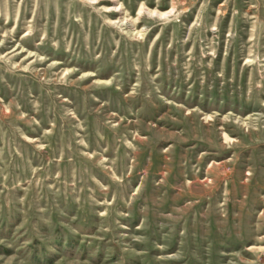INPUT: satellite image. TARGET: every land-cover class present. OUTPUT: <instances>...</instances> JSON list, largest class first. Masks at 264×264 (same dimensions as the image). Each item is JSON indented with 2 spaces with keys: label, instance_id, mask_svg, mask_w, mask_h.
<instances>
[{
  "label": "rangeland",
  "instance_id": "1",
  "mask_svg": "<svg viewBox=\"0 0 264 264\" xmlns=\"http://www.w3.org/2000/svg\"><path fill=\"white\" fill-rule=\"evenodd\" d=\"M0 264H264V0H0Z\"/></svg>",
  "mask_w": 264,
  "mask_h": 264
}]
</instances>
